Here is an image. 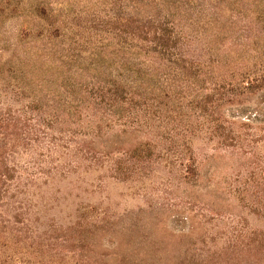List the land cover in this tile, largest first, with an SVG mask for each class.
I'll use <instances>...</instances> for the list:
<instances>
[{
  "label": "rangeland",
  "instance_id": "obj_1",
  "mask_svg": "<svg viewBox=\"0 0 264 264\" xmlns=\"http://www.w3.org/2000/svg\"><path fill=\"white\" fill-rule=\"evenodd\" d=\"M172 1L164 5L175 14L178 28L190 35L194 54L209 56L203 45L207 36L212 59L222 60L221 72L240 67V4L211 5L210 13L220 19L200 36L206 14L190 0L178 1L179 5ZM114 3L0 0V104L27 105L33 94L44 104L46 93L58 101L60 87L99 85L105 77L124 71L126 66L119 69L120 56L128 59V54L120 53L118 46L121 26ZM40 8L47 18L38 17ZM253 141L241 155V142L226 153L215 152L204 136L197 135L198 161L216 153L208 166L221 173L222 191L217 179L206 192L192 197L184 195L176 181L166 182L162 168L152 180L138 184L108 180L101 187L82 186L72 192L59 179L21 186L14 198L0 201V254L17 257L7 264H132L125 253L111 248L96 245L94 252L87 251L81 243L86 237L83 230L70 229L98 214L110 228L101 230L100 237L163 251L164 264H264V251L259 249L260 233L264 235V138L259 135ZM20 160L29 159L21 154ZM243 186L248 190L241 193ZM186 209L200 215L195 222H203L200 228L194 224L191 236L187 233L193 221L184 220ZM164 226L174 232H166ZM120 227L129 230L117 235L114 229Z\"/></svg>",
  "mask_w": 264,
  "mask_h": 264
},
{
  "label": "trees",
  "instance_id": "obj_2",
  "mask_svg": "<svg viewBox=\"0 0 264 264\" xmlns=\"http://www.w3.org/2000/svg\"><path fill=\"white\" fill-rule=\"evenodd\" d=\"M178 1L172 3L179 5ZM222 1L240 4L241 65L230 72L219 70L222 60L212 59L207 36L203 45L209 56L194 54L190 35L178 28L175 14L164 5L169 0H115L121 26L118 46L120 53L128 54V59L120 56L119 69L126 66L124 71L99 85L60 87L58 101L46 93L44 104L34 94L27 105L0 104V201L42 179L66 181L72 192L82 186L101 187L108 180L150 181L161 168L166 170L164 180L176 181L187 197L206 192L217 179L222 191L221 173L208 166L215 152L226 153L241 142L242 155L256 137L264 138V0H190L206 14L200 36L219 21L210 10ZM37 15L47 18L45 9ZM197 135L215 151L203 161L195 155ZM21 154L29 160H20ZM247 190L241 187V193ZM195 213L185 211L184 220L193 221L189 236L194 224L203 225L195 222L200 216ZM107 224L96 214L70 229L83 230L81 243L87 251L94 252L97 245L125 253L132 264H164L163 251L100 237L101 230H110ZM128 230L120 227L114 232L123 235ZM260 235L259 249L264 251ZM13 259L18 260L0 254V264Z\"/></svg>",
  "mask_w": 264,
  "mask_h": 264
}]
</instances>
